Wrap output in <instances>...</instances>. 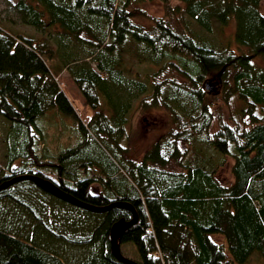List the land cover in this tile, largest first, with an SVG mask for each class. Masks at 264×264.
I'll use <instances>...</instances> for the list:
<instances>
[{
  "label": "trees",
  "instance_id": "1",
  "mask_svg": "<svg viewBox=\"0 0 264 264\" xmlns=\"http://www.w3.org/2000/svg\"><path fill=\"white\" fill-rule=\"evenodd\" d=\"M141 1L14 3L34 34L0 25V117L8 124L0 185L35 175L94 206L129 203L137 219L119 243L133 245L138 259L122 255L138 264L264 261L262 0H161L165 17L134 7ZM178 15L205 32L233 22V36L216 44L186 22L179 30L171 21ZM128 56L149 70L131 68ZM64 69L90 113L67 97ZM211 75L215 93L205 89ZM218 93L228 121L218 118L211 131L208 97ZM155 107L168 112L169 130L141 160L127 158L131 114ZM51 114L77 133L54 158L39 127ZM228 158L233 180L224 184L216 175ZM132 217L118 207L90 211L17 181L0 189V264H125L111 253L110 228Z\"/></svg>",
  "mask_w": 264,
  "mask_h": 264
},
{
  "label": "rangeland",
  "instance_id": "2",
  "mask_svg": "<svg viewBox=\"0 0 264 264\" xmlns=\"http://www.w3.org/2000/svg\"><path fill=\"white\" fill-rule=\"evenodd\" d=\"M17 0H0V25L8 28V30L14 32L24 33L32 36L34 29L21 22L18 14L12 7ZM170 6L179 4L177 0H169ZM134 7L144 10L148 15L152 17H165L166 8L161 0H144L134 5ZM261 13L264 15V0L260 5ZM136 23L143 24L144 26H150L151 20L145 17L136 16L134 18ZM172 24L179 30L184 27V22L188 23L191 29L199 31L205 37L216 44L222 43L227 38L231 39L234 31V23H229L223 30L214 28L212 32H205L199 29L197 24L186 15H178L176 19H172ZM128 62L131 64V68L137 70L139 73H145L148 69L147 65L138 63L134 58L128 56ZM259 62L264 65V59H259ZM149 70V69H148ZM172 74V73H171ZM59 81L63 87L67 97L71 101L73 107L79 111L90 113L84 104V99L71 79L68 71L64 69L59 76ZM208 81H215L214 76H209ZM220 90V88H219ZM208 101L211 103V111L214 114V119L211 126V131H215L218 127V118L228 121L227 116L229 113L228 106L222 100L221 95L218 93L216 97L210 95ZM61 122L56 119L53 114L46 117L39 127L44 133V140L42 141L43 147L46 148L50 158H54V154L57 153L62 147L69 145L77 140V133L75 130L69 129L65 125L62 126ZM171 126L170 116L168 112L162 107L149 108L146 110L134 111L128 123V139L124 142L128 147L126 157L133 160H141L143 154L151 147V145L160 139ZM8 128L7 122L0 117V167L5 165V135ZM105 153L111 158V153L105 150ZM233 160L227 159V162L222 166L216 175L217 179L224 184H229L233 180L231 167ZM94 191L98 190L96 186L92 187ZM216 241L221 242L220 236H215ZM121 253L129 258L138 259V254L133 245L129 242L122 243L120 245ZM248 264H264V261L254 256Z\"/></svg>",
  "mask_w": 264,
  "mask_h": 264
},
{
  "label": "water",
  "instance_id": "3",
  "mask_svg": "<svg viewBox=\"0 0 264 264\" xmlns=\"http://www.w3.org/2000/svg\"><path fill=\"white\" fill-rule=\"evenodd\" d=\"M218 84H219L218 80L206 81L205 82V89L210 93H215L217 91ZM24 179L32 180L38 187H40L44 191L52 194L53 196L60 198L61 200H64L68 203H71L73 205H76L78 207H81V208H84V209H87L90 211L101 212V211L108 210L112 207L123 208V209H127V210L131 211V213L133 215L131 220L126 221L124 219H120V220L116 221L110 228L111 253L118 261H120L122 263L138 264L136 261L124 257L120 251L119 240H120L122 234L124 233V231L128 227H130L132 224H134L136 222V219H137V214H136L134 208L129 203L113 202V203H110L109 205L102 206V207L94 206V205L88 204L86 202H83V201L75 198L73 195H71V194L67 193L66 191L57 187L50 180L44 179L42 177H38L35 175H21V176L14 177V178L2 183L0 185V189L5 188V187L17 182V181L24 180Z\"/></svg>",
  "mask_w": 264,
  "mask_h": 264
}]
</instances>
